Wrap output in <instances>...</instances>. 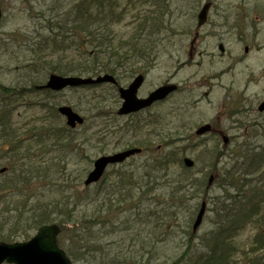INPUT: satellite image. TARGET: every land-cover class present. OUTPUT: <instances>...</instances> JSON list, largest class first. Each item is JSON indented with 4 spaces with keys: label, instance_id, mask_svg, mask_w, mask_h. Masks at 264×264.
Instances as JSON below:
<instances>
[{
    "label": "trees",
    "instance_id": "16d2710c",
    "mask_svg": "<svg viewBox=\"0 0 264 264\" xmlns=\"http://www.w3.org/2000/svg\"><path fill=\"white\" fill-rule=\"evenodd\" d=\"M180 1L44 0L36 8L40 21L37 33L27 37L23 47L31 57L23 59L28 77L22 85L42 83L49 72H107L121 80L150 71L168 50L170 35L177 30L171 9ZM186 1H196L197 6L202 2ZM145 4L153 8L143 13L141 6ZM131 16L135 26L131 36H117L115 26ZM2 40L6 50L10 49V42ZM2 62L0 69L4 70L8 64ZM1 80L0 167L8 168L0 172V239L12 242L29 238L44 223L57 221L62 225L59 245L74 264H167L165 256L177 245L184 251L171 264H237L239 252L243 255L241 264H264V141L254 142V136H247L229 149L230 157L216 181L220 190L210 200L214 228L205 231L199 244L194 242L196 233L191 226L198 206L189 204L195 195L208 193V176L219 167L220 153L213 155L211 166L207 161L211 168L199 178L194 174L196 166L190 169L183 163L185 148L164 137L165 130L157 132L160 122L149 115L154 123L149 135L159 136L162 147L153 146L152 138L135 140L142 129L139 121L125 124L121 137L111 134L112 141L104 134L103 150L112 143L114 148L139 144L146 154L127 171L116 170L113 182L107 183V178L84 186L81 174L73 178L66 175L68 160L78 153L81 161L90 159L93 136L100 135L95 132L86 142L80 136L70 137L71 130L63 123L50 90L44 91L46 97L37 95L42 100L28 104L38 109L34 124L28 129L16 125L14 103L23 93ZM106 99L104 96L92 103L85 114H94L95 120L106 115L116 118L117 113L110 114L101 103ZM55 136L59 137L57 147L53 144ZM63 153L69 158L60 167L57 156ZM55 175L62 182L52 185L63 192L50 194L47 189L53 186L49 181ZM181 225L183 231L178 229ZM248 225L256 230L246 250L237 246L235 239Z\"/></svg>",
    "mask_w": 264,
    "mask_h": 264
},
{
    "label": "rangeland",
    "instance_id": "374dc122",
    "mask_svg": "<svg viewBox=\"0 0 264 264\" xmlns=\"http://www.w3.org/2000/svg\"><path fill=\"white\" fill-rule=\"evenodd\" d=\"M2 1L6 12L0 22V38L9 40V38L13 39L17 36L18 38L13 40V42L16 45H23L20 34L21 36L26 34L28 37H34L37 33L35 28L39 27V21L36 18L38 15L36 7L43 0ZM211 1L214 2V5L210 10L208 23L200 29L201 36L196 43L197 57L194 62L188 63L187 66H184L181 62L187 61L189 58V44L193 35L187 34L185 31H188L189 28H192L193 31L196 29L197 13L202 4L205 3V0H202L199 7L194 1L187 2L185 0L173 5L171 12L174 14L173 20L177 19V24L174 26L177 32L174 37L170 38L168 50L161 55L158 64L149 72L141 89V94L145 95L171 78L174 82L180 83L182 93L171 96L164 103L156 104L151 111L160 116V122L164 125L169 122L180 125L179 128L174 130L168 128L164 132L166 135L167 132H170L171 142L181 148H185V155L195 160L194 174H198L199 178L210 170L211 163H213L212 157L214 154L218 157V150L221 149L222 145L221 140H215L210 136L207 138L194 137L192 141H188L187 136L190 133H194V130L200 124L211 121L218 123L219 121L221 128L232 138L234 144L236 139H241V135L244 132H251L249 129L250 125L255 123L254 128L260 134H257V139L264 141V113L261 114L257 111L258 104L264 98V0ZM152 8V4H145L141 6V11L143 13L149 12ZM132 20L133 16L126 18L115 26L117 36L127 38L131 36L135 28ZM220 44L224 45V51L221 50ZM247 47L248 50H246ZM0 48V60H3V62H0H2V65L4 63L8 64L4 70L0 69V80L2 79V83L12 87L23 86L22 82L28 77L26 68L24 69L23 67V59L21 60L17 53L6 50L7 47L3 40L0 41ZM19 49L22 57L24 54L27 57H31L30 52L25 51L22 46ZM128 82L130 80L123 79L121 85H127ZM107 87V85H102L91 86L88 89L80 88V90L69 89L57 98L61 102L73 105L79 113L87 115L85 114V109L90 107L92 103H98L102 97L106 96L107 99L101 103L106 104L105 107H108L106 111H112L110 108H113L114 105L109 96L111 92L106 90ZM32 100L38 101L41 99L36 95L29 94L14 103L16 110L13 121L16 125H25V128L28 129L34 124L32 120L38 114V109L30 108L27 105V102ZM119 105L120 103H117V107ZM179 111H183L185 116L177 117ZM93 115H89L88 121L77 130L71 131L69 136H81L83 141V139L87 140V138L97 132L101 137L106 134L109 138L108 140L112 141L114 135L119 134L120 137L122 136L124 133L123 129L121 131L118 129L120 127L123 128L126 121L136 125L138 118L135 116L125 119H108L106 118L108 115L95 120L97 117ZM63 122H65L64 118ZM148 129L149 126L140 130L141 133L136 137L142 139L143 133H146ZM85 131L87 132L85 133ZM113 133L114 135H111ZM98 137L95 134L90 144L92 146L88 153L90 159L81 161L78 153V156L73 160H68L67 176L70 175L73 178V176L81 174L82 179H84L85 175L92 169L93 162L91 160L94 161L101 154L115 151L113 143L107 145L105 150H103L101 145L104 143H102L100 137V140H98ZM77 140L73 142L75 143ZM81 140L78 142L80 143ZM199 142L202 143L194 147L193 144ZM151 144L157 147L163 143L161 138H158L153 140ZM119 149L121 148L116 150ZM80 151L83 152L84 150L80 148ZM67 158H69L67 154L63 153L61 157L57 156L56 163L61 167ZM137 159L138 156L132 157L126 163L120 166L117 165L116 168L111 166L106 176V178H109L107 183H111L113 182L112 180L117 178L115 177L116 170L127 171L128 168L134 166V161ZM227 159L225 156L222 157L219 164L220 169L223 168ZM207 161L210 166H207L209 165ZM86 168H88L87 171ZM218 191L219 188L216 185L210 195L214 196ZM195 196L189 206L196 208L197 205V213L199 205L205 200V196L203 193L200 196ZM207 206L204 222L193 238L195 243L199 242L201 244L203 241L201 236L205 234V231H210L214 228L211 201L208 200ZM196 213L194 214V219ZM192 219L189 216V220ZM193 223L194 220L191 226ZM69 225L72 226L73 224L70 223ZM178 229L183 231V225ZM255 230L252 225H249L247 229L240 232L235 239L236 245L247 250ZM182 249L180 245L175 246L172 249L174 251H170L168 256H165L167 264L182 254L184 251ZM242 256L241 252L235 256L238 264L243 261Z\"/></svg>",
    "mask_w": 264,
    "mask_h": 264
},
{
    "label": "water",
    "instance_id": "95a60500",
    "mask_svg": "<svg viewBox=\"0 0 264 264\" xmlns=\"http://www.w3.org/2000/svg\"><path fill=\"white\" fill-rule=\"evenodd\" d=\"M209 3L201 9L199 14V23L203 25L206 23ZM2 15L1 3H0V17ZM117 82L115 77L110 74H101L97 77H78V76H62L52 74L47 81L45 88H52L59 91L66 87H80L86 85L101 84L104 82ZM144 82V76L142 74L134 78V82L128 87H121V97L123 98V106L119 110V113L126 114L132 113L136 110H140L156 102V100L165 99L167 95L175 91L177 87L175 85L166 84L160 86L156 91L152 92L148 97L139 98L138 89ZM260 111H264V101L259 106ZM59 111L67 118V124L69 126L77 127V124H82L84 116L77 113L73 107L63 105L59 108ZM211 125L205 124L200 126L197 130L198 134L210 131ZM227 140V138H225ZM140 151V148L126 149L125 151L115 152V154L105 155L98 157L94 162V169L87 175L85 183L92 184L99 181L104 175L105 170L109 164H116L117 162H123L127 157ZM185 163L187 166L192 167L193 160L186 158ZM211 177L210 182H212ZM206 211V202L202 203V208L197 215V219L194 223V231L201 225L204 214ZM61 231L58 223L45 224L34 235L33 238L23 242H14L12 244L1 242L0 243V264L4 261L14 264H72L71 259L66 254L64 249L57 243L58 233Z\"/></svg>",
    "mask_w": 264,
    "mask_h": 264
},
{
    "label": "bare ground",
    "instance_id": "6f19581e",
    "mask_svg": "<svg viewBox=\"0 0 264 264\" xmlns=\"http://www.w3.org/2000/svg\"><path fill=\"white\" fill-rule=\"evenodd\" d=\"M67 125H68V124L66 123L65 126H67ZM62 126H64V125H62ZM65 126H64V127H65ZM67 128H68V126H67ZM55 137H57V136H55ZM58 142H59V137L54 138V142H53V144L56 143V147H57V143H58ZM53 146H54V145H53ZM137 160H138V159H137ZM137 160H135L134 162L136 163ZM134 165H135V164H134ZM59 177H60L59 175H55V176H53L52 179H51V181H49L50 185L54 184V185H56V186H59V183L62 182V180H60ZM54 185H52V186H53L52 188L49 187V188L47 189V191H49L50 194H51V193H62V192H63V191L61 190L62 188L54 187ZM44 224H48V223H44Z\"/></svg>",
    "mask_w": 264,
    "mask_h": 264
},
{
    "label": "flooded vegetation",
    "instance_id": "af4514ba",
    "mask_svg": "<svg viewBox=\"0 0 264 264\" xmlns=\"http://www.w3.org/2000/svg\"><path fill=\"white\" fill-rule=\"evenodd\" d=\"M111 86H113L114 87V85L112 84ZM137 114V113H136ZM214 134H216L217 136H219V134L221 133V130H219V128H214Z\"/></svg>",
    "mask_w": 264,
    "mask_h": 264
}]
</instances>
